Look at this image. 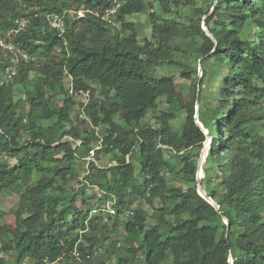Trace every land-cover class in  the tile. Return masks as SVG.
<instances>
[{
	"label": "trees",
	"instance_id": "trees-1",
	"mask_svg": "<svg viewBox=\"0 0 264 264\" xmlns=\"http://www.w3.org/2000/svg\"><path fill=\"white\" fill-rule=\"evenodd\" d=\"M199 1L122 0L113 24L102 17L113 0H0V37L28 56L0 46V71L19 59L16 74L0 81V193L19 197L16 234L2 237L0 252L14 264H264V0H218L207 19L216 40L203 29L215 0ZM53 12L66 14L64 31L51 27ZM135 13L147 16L150 38L128 19ZM22 16L30 21L17 32ZM210 64L227 71L205 105ZM164 65L191 81L187 92L173 75H157ZM81 91L86 103L76 100ZM197 105L213 139L203 187L221 213L198 192L207 136ZM113 152L112 165L97 163ZM79 160L88 163L82 179ZM120 226L123 240L113 237Z\"/></svg>",
	"mask_w": 264,
	"mask_h": 264
},
{
	"label": "rangeland",
	"instance_id": "rangeland-1",
	"mask_svg": "<svg viewBox=\"0 0 264 264\" xmlns=\"http://www.w3.org/2000/svg\"><path fill=\"white\" fill-rule=\"evenodd\" d=\"M175 1L176 0H171V3L173 4V6H174ZM210 1L211 0H206V1L200 0L199 5L206 6L207 3H209ZM154 7L157 11H162V6L158 2H154ZM185 14L187 15L186 12H185ZM128 19L135 21V22H139V33H140L142 40H143V38H150L151 37L150 23H149L146 15L141 14V13H135V14L129 16ZM177 43H179L180 47L183 49L190 48V46L186 43L185 40L179 41V39H176L174 41V44H177ZM193 66H195V65H193ZM197 68H198L197 72L199 73V75H202V68H200L199 63H198ZM209 68L211 69L212 74H211L209 80L202 87V96H201V103L205 104V105L213 102V98L216 97V95L218 94V89L222 85L221 75L225 74L227 71L226 67H224V66L219 67L218 66V67L214 68L213 64H210ZM213 71H214V73H213ZM156 73L159 77H162L165 75H173L175 78V81L181 85V90L183 92L188 91V87H189L191 81L189 79H185L184 77H182L179 69L175 65H164V66L158 67ZM33 75H34V73H32V76ZM195 75H196V73L194 72L193 76H195ZM3 79H4V73L2 71H0V81H2ZM65 82H66V85H69L70 79L66 78ZM100 91H101L100 88H98V93H101ZM89 97H90L89 92H86L84 94L76 95V100H77V102H84L85 103L86 101H88ZM161 100H162V102H164V99H161ZM23 104L24 103L22 100L21 106H23ZM159 107H160V109H162V108H165L166 106L164 104L160 103ZM27 108L28 107H26V109ZM81 109L82 108H80V105L77 103L75 106V112L73 113V115H76L78 112H81ZM155 113L158 114L159 111H157ZM153 114L154 113H149L147 115V117L145 118V121L154 122ZM83 115H84V113L82 112L80 114V117H82ZM184 119H185V113L182 112L177 117V119H175L173 121V124H174L176 130H181ZM119 121H120V123L122 122L121 120H119ZM205 122L208 123L209 125L214 123V121L210 120V117H205ZM75 124H77L76 117L74 118V123H69V122L66 123V129L71 128ZM210 128L212 129V125ZM99 129L101 131H103L105 129V126H101ZM211 140L212 139L209 140L208 144L211 143V145H212ZM163 146L166 147V145H163ZM204 146H205V143L203 145V148H204ZM203 148H202V150H203ZM202 150H201V152H202ZM137 154H138V151H135L132 155V157H133L132 159L135 162H137V157H138ZM174 154H175V152L171 149H168L166 151V155L168 157H173ZM116 156H117L116 152L110 153L108 155H103L97 163L100 166H110L115 162L114 158ZM4 157L5 156L1 157L0 160L4 159ZM92 158H93V151H91V156L88 157L87 159L90 160ZM11 162L14 163L15 160L12 159ZM77 170L79 173V178L82 179L88 171L87 161L86 160L77 161ZM80 185L81 184L78 183L77 179H75L72 182L73 188H78ZM212 186H214V184L211 183L210 187L212 188ZM87 194L88 195L97 194L98 197L100 196V192L96 188H92V187L87 188ZM18 199H19V197L15 194H10V193L2 194V193H0V233H1L0 240L2 239V237L7 238L10 235L16 234L17 220H16V217L14 214V209L17 206L16 204H17ZM78 202L80 205L81 204V197H80V199H78ZM95 202H96V200H93V204H96ZM143 206L148 211H150V212L153 211V208L149 204L143 203ZM141 231H143V229ZM113 235H114L113 237H117V238H120L121 240H123L126 236L124 227L123 226L118 227V230L116 232H114ZM0 257H3L6 260L9 259L8 264H14L11 260V257L2 253V252H0ZM25 263L26 264H33V262L30 260H25ZM109 264H114V260L113 259L110 260ZM165 264H171V262H167Z\"/></svg>",
	"mask_w": 264,
	"mask_h": 264
},
{
	"label": "built area",
	"instance_id": "built-area-1",
	"mask_svg": "<svg viewBox=\"0 0 264 264\" xmlns=\"http://www.w3.org/2000/svg\"><path fill=\"white\" fill-rule=\"evenodd\" d=\"M121 5H122V0H113L112 5L102 13V17L105 20H108V21L112 22L113 24H116V22L114 21L113 18H114V15H116L117 12L119 11ZM85 11L86 10H84V9H80L79 11H77V13L80 16H84ZM69 13L74 14L75 12L70 10ZM35 15L38 16L39 13H36ZM47 18L49 19V22H50V25L52 28H54L56 30L64 31L65 22L67 19V16L65 13H63V14L59 13V12L49 13V14H47ZM29 21H30V19L28 17H25V16L16 18L15 19V24L17 25L16 31L18 32V31L26 29L28 27ZM0 46L2 48H4L5 50L11 51V52H14V51L21 52L19 49L16 48V46L13 43L6 41V39L2 38V37H0ZM22 54H23V57L25 59L28 58L27 54H25V53H22ZM18 61H19V59L15 56L11 58L12 64L6 66V68H5V73H4L5 78L6 77L11 78L13 75L16 74L17 71H16V66L14 64L18 63ZM69 88H70V92L74 93V89H73L71 79H70ZM84 93H86V92L81 91L80 93H76V95L84 94ZM111 212H114V211L111 210ZM76 256H77V259L79 261H82V257L79 253H76ZM23 264H26V263L23 262ZM46 264H55V262H47Z\"/></svg>",
	"mask_w": 264,
	"mask_h": 264
},
{
	"label": "water",
	"instance_id": "water-1",
	"mask_svg": "<svg viewBox=\"0 0 264 264\" xmlns=\"http://www.w3.org/2000/svg\"><path fill=\"white\" fill-rule=\"evenodd\" d=\"M217 2H218V0H215L213 8L211 9L210 13L204 17V20H203L204 31L206 32V34L209 37H211L214 40H216L214 35L210 32V30L207 27V19H208L209 15L215 10ZM199 65H200V68H202V59L199 60ZM195 119H196V123L203 129V131L205 132V134L207 136V139L204 142L205 146L201 152L200 159H199V169H198V174H197L198 192L202 195L203 198H205L208 202H210L216 208L217 211L220 212V205L207 193V191L203 187L204 165H205V162H206L208 154H209V149L211 148V143L208 144V142L210 139H212V137L210 136L208 130L204 127L203 123L199 119V105H197V108H196ZM212 141H213V139H212ZM224 220H225L226 224L228 225V229H227V233H228V231H229V220L226 217H224ZM230 262H231V264L234 263V260L232 257L230 259Z\"/></svg>",
	"mask_w": 264,
	"mask_h": 264
}]
</instances>
